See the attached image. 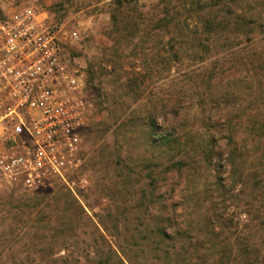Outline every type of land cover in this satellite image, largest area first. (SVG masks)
Masks as SVG:
<instances>
[{
	"label": "rangeland",
	"instance_id": "rangeland-1",
	"mask_svg": "<svg viewBox=\"0 0 264 264\" xmlns=\"http://www.w3.org/2000/svg\"><path fill=\"white\" fill-rule=\"evenodd\" d=\"M168 2L177 21L161 30L156 22ZM212 2L231 8L217 6L219 19L233 22L236 13L245 17V26L237 30L226 22L225 28L206 31L202 6L195 0H0V20L26 6L42 12L65 61L84 74L94 105L83 136L82 164L70 176L77 197L58 178L31 192L18 185L0 189V264H93L108 256L115 264H121L119 257L130 264L123 250L134 264H264L259 212L264 211V187L253 183L264 179V142L257 134L239 130L248 146L244 170L250 180L247 187L244 179L231 191L229 170L223 169V195L215 184L213 191L210 184L206 188L207 175L213 176L207 166L199 172L193 165L181 172L173 168L194 146L153 148L130 132L135 131L130 115L157 99L153 106L160 108L166 101L184 105L192 121L183 110H162L155 123L159 138H201L204 128L193 120L201 114L192 108L186 76L199 83L208 79L201 86L214 85V93L223 91L231 78L242 80L236 87L241 91L256 74L264 77V0ZM135 79L140 89L127 95L114 85ZM219 131L217 144L224 150L226 140ZM167 165H172L170 171ZM150 171L158 179L153 195ZM71 195L80 210L75 219H62V201ZM212 205L220 206L214 223L209 221ZM162 226L168 237L159 235Z\"/></svg>",
	"mask_w": 264,
	"mask_h": 264
},
{
	"label": "built area",
	"instance_id": "built-area-1",
	"mask_svg": "<svg viewBox=\"0 0 264 264\" xmlns=\"http://www.w3.org/2000/svg\"><path fill=\"white\" fill-rule=\"evenodd\" d=\"M93 109L84 74L65 61L37 7L0 20V189L31 192L58 178L77 197L70 176Z\"/></svg>",
	"mask_w": 264,
	"mask_h": 264
},
{
	"label": "trees",
	"instance_id": "trees-1",
	"mask_svg": "<svg viewBox=\"0 0 264 264\" xmlns=\"http://www.w3.org/2000/svg\"><path fill=\"white\" fill-rule=\"evenodd\" d=\"M171 1V0H170ZM121 4V2H120ZM195 4L197 6H202V10L200 14L203 22L204 29L206 31L212 32L215 28H225L227 24L225 19H219L217 16V6L218 8L221 6H227V9L231 11V8L226 5V3L217 4V2H212V0H195ZM186 6V5H185ZM165 9L163 12V17H161L156 25L161 30H167L169 27L177 21V15H174L172 11H170L169 2L165 4ZM231 14V13H230ZM234 14V13H233ZM3 16V15H2ZM235 21H229L228 27H233L238 30V26L244 25L245 17L239 14H236L232 17ZM114 20L117 22L119 20L118 14L114 15ZM178 58V53L175 54ZM212 78V77H211ZM137 79L133 81V83L122 84L118 81L114 82L116 88H120L123 95H127L131 90L140 89V85L137 83ZM186 81L190 82L189 91H193L192 95V108L196 110V113L201 115H196L193 119L194 123H200L204 128V136L198 138L196 135L188 134L184 136H178L177 134H168L163 138H159L156 134V120L160 118L161 111L167 110H178V114H181L183 110L185 112L182 113L186 118H189V110L184 109V105L177 104L172 105L169 101L161 102L162 107L153 106L157 102V99H149L148 103L145 105H140L137 107L136 111H134L133 115L129 117V122L132 126H135V131H130L131 133H137V140H141L145 145H151V147L155 148L157 145H168L171 149H173V145H183L186 149L188 146L192 147L186 154L181 158L180 161H175L172 163L173 168L177 169L178 172L183 171L184 168H188L190 165H193V169L197 172L201 171L204 166L213 173V176L207 175V183L206 188L208 189V184H210L211 191L214 190L213 185L215 184L217 187L215 190L222 191L223 195L226 189V183L224 180L221 181L222 170L228 169L229 175V189L231 191L236 190L237 186L243 184L245 180V186L249 184L250 176L245 173V154L248 152V146L246 143L241 142V137L238 135L239 130L246 128L252 134H257L259 137V141L264 142V77L262 75L256 74V76L252 77L248 87L244 88L241 91L236 89L237 84L242 82V80H235L231 78L228 81L227 87L221 92L214 93L212 88L214 85L208 84L206 87H202L203 82H209L208 79H205L202 82H198V79H194L193 76H186ZM100 90V89H99ZM244 90H248V95L244 94ZM250 98V100H248ZM245 100L248 101L246 107L244 106ZM161 101V100H158ZM242 108H245L242 111ZM192 122V121H191ZM191 126L193 124L191 123ZM221 130V139L226 140L225 149L221 150L220 144H217L216 132H220ZM215 130V134H212L211 131ZM85 132V130H84ZM83 132V134H84ZM142 133V134H141ZM143 135V136H142ZM142 136V137H141ZM182 140V142H181ZM176 150V149H175ZM172 165H167V171H170ZM150 177L152 178L151 186L152 191L151 195H153L157 189L156 185L158 182L157 177H154L153 172L150 171ZM259 173L256 172L253 176H259ZM215 179V180H214ZM255 187H264V179H256L253 182ZM63 202V216L70 217V219H75V210L79 209L78 201L75 196L71 195V197H66ZM216 208H220V206L212 205L211 216H209V221L214 223L219 220L220 213ZM262 215V225L264 226V211H259ZM167 227L162 226L161 229H158L159 235H165L168 237ZM171 237V235H170ZM169 237V238H170ZM130 264L131 263L127 253L123 250L121 251ZM112 255V254H111ZM117 255V253H115ZM118 256V255H117ZM257 261L258 259L255 258ZM218 262H207V263H186V264H228L223 263L221 260H217ZM119 262L121 264H127L124 260L119 257ZM244 262H247L245 259ZM93 264H115L112 257L108 256L106 258L100 257L99 259H95ZM251 264V263H247Z\"/></svg>",
	"mask_w": 264,
	"mask_h": 264
}]
</instances>
